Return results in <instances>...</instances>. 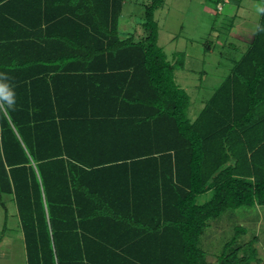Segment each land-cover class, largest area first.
<instances>
[{"label": "trees", "instance_id": "1", "mask_svg": "<svg viewBox=\"0 0 264 264\" xmlns=\"http://www.w3.org/2000/svg\"><path fill=\"white\" fill-rule=\"evenodd\" d=\"M165 2L0 0V207L23 264H207L208 222L264 206V12L190 121L185 52L158 44ZM252 245L218 264L257 261Z\"/></svg>", "mask_w": 264, "mask_h": 264}, {"label": "rangeland", "instance_id": "2", "mask_svg": "<svg viewBox=\"0 0 264 264\" xmlns=\"http://www.w3.org/2000/svg\"><path fill=\"white\" fill-rule=\"evenodd\" d=\"M143 1L146 2L138 0V3L142 6ZM216 1L166 0L155 12L158 44L167 59L172 60L177 52L186 55L185 67L176 71L175 80L190 97L187 110L190 121L228 75L232 62L238 60L248 42H252L262 5L260 0H221L216 6ZM139 8L127 4L122 29L142 30L139 26L142 18L137 16ZM211 197L209 191L198 196L196 203L203 204ZM6 210L7 215L0 207V253L8 258L0 260V264H23L25 251L14 203L8 201ZM208 224L199 239L207 264H218L223 252H232L245 243L247 247L253 243L256 250L257 261L250 264H264V206L229 210Z\"/></svg>", "mask_w": 264, "mask_h": 264}, {"label": "clouds", "instance_id": "3", "mask_svg": "<svg viewBox=\"0 0 264 264\" xmlns=\"http://www.w3.org/2000/svg\"><path fill=\"white\" fill-rule=\"evenodd\" d=\"M260 11L264 12V8H261ZM261 30H264V26H261ZM7 95H8V98H10L9 103H13L14 102V93L11 90H9Z\"/></svg>", "mask_w": 264, "mask_h": 264}, {"label": "crops", "instance_id": "4", "mask_svg": "<svg viewBox=\"0 0 264 264\" xmlns=\"http://www.w3.org/2000/svg\"><path fill=\"white\" fill-rule=\"evenodd\" d=\"M248 43H250V42H248ZM5 258H8L7 255H3L0 253V260L5 259Z\"/></svg>", "mask_w": 264, "mask_h": 264}]
</instances>
